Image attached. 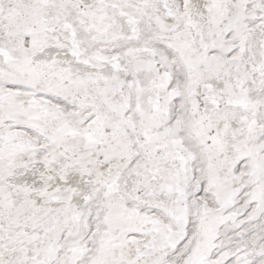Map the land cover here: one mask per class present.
<instances>
[{"label": "snow or ice", "instance_id": "obj_1", "mask_svg": "<svg viewBox=\"0 0 264 264\" xmlns=\"http://www.w3.org/2000/svg\"><path fill=\"white\" fill-rule=\"evenodd\" d=\"M0 264H264V0H0Z\"/></svg>", "mask_w": 264, "mask_h": 264}]
</instances>
